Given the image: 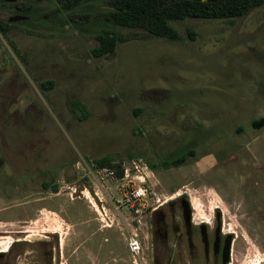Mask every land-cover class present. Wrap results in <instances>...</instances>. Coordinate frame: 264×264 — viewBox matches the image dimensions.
Returning a JSON list of instances; mask_svg holds the SVG:
<instances>
[{
  "label": "rangeland",
  "instance_id": "1",
  "mask_svg": "<svg viewBox=\"0 0 264 264\" xmlns=\"http://www.w3.org/2000/svg\"><path fill=\"white\" fill-rule=\"evenodd\" d=\"M109 10L0 0V264H155L154 210L179 194L198 223L224 207L237 232L231 264H264V211L243 198L255 178L238 168L264 155V128L252 125L264 118V4L234 20L172 22L177 41L117 25ZM105 30L141 39L94 57ZM183 148L194 150L184 165L150 167L140 222L118 202L122 184L96 171L105 157L119 170ZM135 233L140 256L128 249Z\"/></svg>",
  "mask_w": 264,
  "mask_h": 264
},
{
  "label": "trees",
  "instance_id": "2",
  "mask_svg": "<svg viewBox=\"0 0 264 264\" xmlns=\"http://www.w3.org/2000/svg\"><path fill=\"white\" fill-rule=\"evenodd\" d=\"M74 0H58L60 3H71ZM110 7V19L125 28L144 33L149 37L164 38L172 41L181 39L179 32L171 25L172 22L187 19H218L234 20L246 16L255 8L261 7L264 0H106ZM8 25L0 20V30L6 35ZM141 39L137 35L125 37L105 30L97 36L98 45L93 49L94 57L101 58L113 54L120 42ZM51 82L42 83L41 88H50ZM80 107V103L73 104V110ZM254 129L264 128V118L254 120ZM194 156L192 149H180L172 159L163 160L156 165L151 163L152 169L176 167ZM99 167H113L111 158L96 160ZM119 176L122 172L119 170Z\"/></svg>",
  "mask_w": 264,
  "mask_h": 264
},
{
  "label": "flooded vegetation",
  "instance_id": "3",
  "mask_svg": "<svg viewBox=\"0 0 264 264\" xmlns=\"http://www.w3.org/2000/svg\"><path fill=\"white\" fill-rule=\"evenodd\" d=\"M258 157H261L262 164L240 165L238 168H249L250 171L246 172L250 173V177L255 178L253 186L250 181L244 184L251 186L247 187L246 191L241 187L243 198H253L261 205L257 206V211H264V155ZM184 163L172 168H178ZM246 176L241 173L240 178ZM250 195L251 197H248ZM166 209L172 211L169 216L163 212ZM154 211L156 213L155 243L158 250L155 264H231L237 232L231 227L226 229L230 224L227 223L224 207L217 208L211 222L204 219L198 223L195 221V206L186 196L179 194L167 200ZM259 216L264 221V212H260ZM27 232L24 230L17 234L22 235ZM229 242L230 254L226 255L225 250ZM169 254L172 255L171 259L168 257Z\"/></svg>",
  "mask_w": 264,
  "mask_h": 264
},
{
  "label": "built area",
  "instance_id": "4",
  "mask_svg": "<svg viewBox=\"0 0 264 264\" xmlns=\"http://www.w3.org/2000/svg\"><path fill=\"white\" fill-rule=\"evenodd\" d=\"M119 167L122 177L119 176V170L110 166H97L96 171L102 179L122 184L120 188L122 198L118 202L127 206L140 222L149 209V195L152 193V186L147 180L152 174L150 166L141 159L133 158L123 162ZM128 249L133 256H140L142 253V240L137 233L129 236Z\"/></svg>",
  "mask_w": 264,
  "mask_h": 264
},
{
  "label": "water",
  "instance_id": "5",
  "mask_svg": "<svg viewBox=\"0 0 264 264\" xmlns=\"http://www.w3.org/2000/svg\"><path fill=\"white\" fill-rule=\"evenodd\" d=\"M225 253H226V255L230 254V242H229V244H228V246H227V248L225 250Z\"/></svg>",
  "mask_w": 264,
  "mask_h": 264
},
{
  "label": "bare ground",
  "instance_id": "6",
  "mask_svg": "<svg viewBox=\"0 0 264 264\" xmlns=\"http://www.w3.org/2000/svg\"><path fill=\"white\" fill-rule=\"evenodd\" d=\"M45 223V225H47L48 226V221H46V222H44ZM50 223V222H49ZM50 225V224H49ZM48 227H50V226H48Z\"/></svg>",
  "mask_w": 264,
  "mask_h": 264
}]
</instances>
